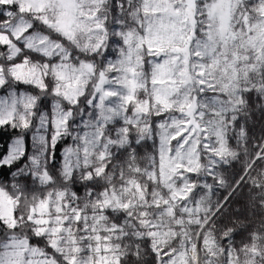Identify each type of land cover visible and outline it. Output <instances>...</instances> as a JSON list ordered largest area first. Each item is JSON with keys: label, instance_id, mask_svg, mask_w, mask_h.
Masks as SVG:
<instances>
[{"label": "snow or ice", "instance_id": "1", "mask_svg": "<svg viewBox=\"0 0 264 264\" xmlns=\"http://www.w3.org/2000/svg\"><path fill=\"white\" fill-rule=\"evenodd\" d=\"M241 154L229 183L221 169ZM257 161L264 0H0V264H139L146 249L153 264H200L201 250L205 264H264ZM125 168L167 193L149 203ZM249 180L258 224L218 230ZM133 188L175 227L126 223Z\"/></svg>", "mask_w": 264, "mask_h": 264}, {"label": "trees", "instance_id": "2", "mask_svg": "<svg viewBox=\"0 0 264 264\" xmlns=\"http://www.w3.org/2000/svg\"><path fill=\"white\" fill-rule=\"evenodd\" d=\"M257 119H260V117H257ZM255 136H256L255 143L249 144V147H248L249 153L257 150L255 147V144L259 143V128L258 127L256 129ZM238 151H241V149H238ZM249 159H250V156H246V155L241 154L240 159L238 161H235L230 166H226L225 168L221 169L222 171H224L225 176L228 179L229 183H231L233 180H235L238 177L243 175L244 171H246V169L244 168V165L249 161ZM147 164H148L147 161H142L141 167L142 168L146 167ZM133 167H135V165H133ZM261 170H264V163L257 161L256 167L250 173H248V175L250 178H256V177H258V174L261 172ZM124 179H136L140 183L141 188L146 189L144 194L148 198L149 203H151V201L153 199L152 193L154 191L160 192L162 194H166L164 188L159 183L153 185L146 175H140V174H136L134 172H129L127 168L124 169ZM205 179H206L205 177H201L200 183H203ZM237 182L239 183L238 179H237ZM114 183H115V185H117V191H120L119 185L121 184V178L119 177V175H117ZM215 191H216V196H214L213 199H219L220 197H223L225 195V192L227 191V189H219L218 188ZM252 191H253V189L251 187V181L250 180L246 181L244 184L241 185L236 196L231 201V204H230V207L228 208V210L225 212V214L221 218H219L216 221V228L218 230L220 228L224 227L225 225H229L231 221H235L237 218L239 220L245 222V223H248L250 226L254 223L258 224L261 217L258 214L256 216H253V212L255 211V212L259 213V209L251 207L250 201H249V194ZM132 192L135 193L134 188H133ZM129 195H130V193H125L124 199H126L127 196H129ZM140 203L141 202L137 201V207L131 210L133 212V218L131 221H126V223H132L136 227H138L140 231L146 232L147 229L143 228L140 225H137L136 221L146 219V220H151L154 223H157L154 220L158 219V216L156 215L158 210L155 208L146 209V208L140 207ZM143 211H148L149 215L148 216H139V213L143 212ZM104 214L105 213H98L97 215H104ZM245 215L249 217L248 220H245ZM115 219H117V218L115 216H112L108 220H102L101 225H103L105 227H111L112 222ZM89 223L91 226V223H92L91 214L89 217ZM169 226H171L173 228L175 227V225L171 219H169L168 224L164 228L160 229V231H167ZM97 227L99 229L100 225ZM128 230L132 231L131 228ZM197 231H198V229H196L195 227H193L191 229L190 235L193 236L192 242H195V234ZM103 234L104 233H102V235ZM217 236L219 237V231H217ZM246 236H247V232H243V234L238 232L235 235L234 239L237 243V246L240 245L241 241H244L246 239ZM169 242L173 246H175V244L177 243V241H175V240H169ZM200 257H201L200 264H205L207 253L205 251L201 250ZM219 260H220V264H223V257L222 256L219 258ZM139 264H153V257L151 255L150 250L146 249L145 255H144L143 259L139 262Z\"/></svg>", "mask_w": 264, "mask_h": 264}, {"label": "rangeland", "instance_id": "3", "mask_svg": "<svg viewBox=\"0 0 264 264\" xmlns=\"http://www.w3.org/2000/svg\"><path fill=\"white\" fill-rule=\"evenodd\" d=\"M177 183L179 184L180 181L177 180ZM164 190L167 193V189L164 188ZM125 200H133L134 202H137L138 201V195L134 192H130V195L127 196V198ZM169 219H171V218H169L167 216H163V217L158 216V219L157 220L155 219L154 221L158 223L162 220L164 225L166 226L168 224ZM97 226H99V225H97Z\"/></svg>", "mask_w": 264, "mask_h": 264}, {"label": "clouds", "instance_id": "4", "mask_svg": "<svg viewBox=\"0 0 264 264\" xmlns=\"http://www.w3.org/2000/svg\"><path fill=\"white\" fill-rule=\"evenodd\" d=\"M256 178H259L261 180V182H264V170H261V172L258 174V177H256Z\"/></svg>", "mask_w": 264, "mask_h": 264}]
</instances>
